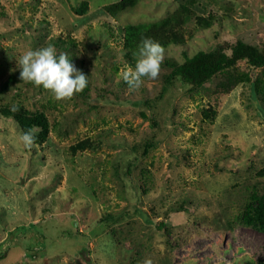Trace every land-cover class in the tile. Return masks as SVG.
<instances>
[{
  "label": "rangeland",
  "instance_id": "obj_1",
  "mask_svg": "<svg viewBox=\"0 0 264 264\" xmlns=\"http://www.w3.org/2000/svg\"><path fill=\"white\" fill-rule=\"evenodd\" d=\"M116 1L0 0V264H264L245 222L264 195V66L166 82L197 52L264 49V0H139L112 16ZM172 15L181 37L161 44L159 78L130 90L127 27ZM49 45L88 76L70 100L20 79L19 58ZM13 106L48 120L31 149L1 113Z\"/></svg>",
  "mask_w": 264,
  "mask_h": 264
},
{
  "label": "trees",
  "instance_id": "obj_2",
  "mask_svg": "<svg viewBox=\"0 0 264 264\" xmlns=\"http://www.w3.org/2000/svg\"><path fill=\"white\" fill-rule=\"evenodd\" d=\"M139 0H118L104 6L105 11L116 16L124 10L133 7ZM181 26L179 19L174 15L166 21L155 25L129 26L126 30L125 48L131 55L139 50L142 39L152 40L166 44L180 39ZM229 50V51H228ZM238 62H245L249 67L260 68L264 66V49L238 39L234 44L221 45L208 52H197L184 62L176 65L170 72L166 82L179 78L193 86H200L228 69L236 66ZM4 116L11 117L18 125L21 133L27 132L32 126L40 131L36 134V142L42 141L48 128V120L41 112L31 113L24 109L1 111ZM252 215L246 218L249 226L257 228L264 233V195L255 197L252 204Z\"/></svg>",
  "mask_w": 264,
  "mask_h": 264
},
{
  "label": "clouds",
  "instance_id": "obj_3",
  "mask_svg": "<svg viewBox=\"0 0 264 264\" xmlns=\"http://www.w3.org/2000/svg\"><path fill=\"white\" fill-rule=\"evenodd\" d=\"M164 56L165 49L160 43L151 38L142 39L139 46V59L135 67H127L121 73L123 81L130 90L138 89L145 78L158 79ZM18 66L22 81L32 83L36 87L42 86L58 101L70 100L88 86V76L70 62L66 53L61 52L57 56L56 49L51 45L26 51L19 58ZM11 111L16 112L18 108L13 106ZM38 131L40 129L37 126H32L20 135L25 148L31 149L36 146ZM145 264H151V261H145Z\"/></svg>",
  "mask_w": 264,
  "mask_h": 264
}]
</instances>
